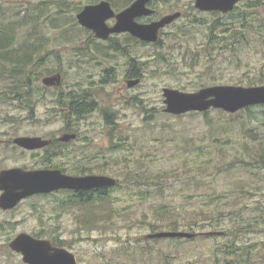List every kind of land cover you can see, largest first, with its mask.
Wrapping results in <instances>:
<instances>
[{
  "label": "rangeland",
  "instance_id": "obj_1",
  "mask_svg": "<svg viewBox=\"0 0 264 264\" xmlns=\"http://www.w3.org/2000/svg\"><path fill=\"white\" fill-rule=\"evenodd\" d=\"M39 1L0 0L1 19L19 22L22 19L21 12L20 16L15 13L26 9V12L40 14L39 22L44 24L43 31L40 24L37 29L41 32L32 35L23 33L20 28L22 32L17 34V41L12 44L14 48L22 47L25 39H40L37 45L43 51H59L58 57L51 54L46 58L37 75V83H41L44 76L54 73L60 66L64 90L71 86L88 88L91 82L100 81L105 65L116 66L112 80L95 89L101 104L99 110L77 123L81 138L78 144L72 145L80 150V166H91V173L107 174L121 178L122 181L148 182L125 184L112 192L115 207L119 212L129 211V218L127 214L118 213L113 224L108 221L110 224L102 228H83L79 222H74L71 212L55 219V213L49 210L51 198H31L8 214L10 219L16 221L15 229L29 232L54 229L59 231L68 248L76 253L78 264H113L120 259L125 260L122 254L115 256L119 240L148 239L146 234L151 232L150 223L158 221L153 211L160 204L168 203L184 214L175 216L180 223L179 230H188L187 226H183L185 223H190L197 232L212 230L214 227H233L236 218L229 215L233 216L235 210L227 211L228 208L233 209L232 203L228 208L224 206L223 212L214 217H203L207 214L203 212L198 220L191 218L189 213L192 211H211V195L216 193L226 198L233 194V207L242 206V217L246 219L254 216L258 219L260 229L244 234L240 240L245 237L247 241L264 239V165L260 156L264 149V105L241 109L235 113L211 109L207 114L186 113L177 116L162 111L165 106L163 86L193 91L196 90V84L248 86L246 83L249 81H262V77L263 83L259 84H264V42L252 37L250 44L243 47L239 54L234 52L231 55L227 52L222 55L220 50H215V57L211 58L204 51L207 44L206 24H191L183 34L176 36L175 32L170 31L178 25L168 27L159 46L137 49L142 63V77L137 85L128 88L122 59L104 62L102 58V63L97 64L93 60L77 57L75 47L79 40H74L73 35L79 33L78 29L74 27L65 32V27L49 28L44 19L57 15L58 6L52 4L51 0L42 9H38L35 4ZM72 1L71 4H64L65 12L58 18L62 25L72 20L76 6L74 2L83 4L86 0ZM191 1L180 0V3L183 5ZM246 1L242 0L240 7ZM159 9L167 11L170 7L159 5ZM260 9L264 13V6ZM185 10H189L191 19L209 22L214 18L209 14L194 12L192 8ZM178 24L182 25V22ZM24 29L31 30V24ZM80 34L76 39H81L83 34ZM65 37H68L67 40ZM5 82L0 80V91ZM134 96L140 99L139 105ZM56 106L54 96L48 92L34 105L32 113L16 103L0 101V131L10 129L13 124V129L19 132H56L66 122ZM104 107L113 112L117 122L111 125V129L106 125L110 120L107 123L100 110ZM8 119L14 121L9 122ZM156 175L159 179L155 178ZM153 180L164 181L162 191L151 186L149 181ZM139 189V192H149V196L140 198ZM185 195L190 196L185 199ZM221 201L226 203L225 198ZM32 204L41 207L39 213L34 211ZM182 208L191 210L185 213L181 211ZM211 224L216 226L212 227ZM12 230L4 229L0 232V264H24L20 255L11 252L7 246L8 239L14 234ZM225 240L223 235L208 239L198 236L195 241L180 245L169 240H162L159 245V242L151 241L149 245L155 255L159 246H166L169 250H178L184 258L196 259L210 254L216 244ZM130 264H156V259L149 262L138 259Z\"/></svg>",
  "mask_w": 264,
  "mask_h": 264
},
{
  "label": "trees",
  "instance_id": "obj_2",
  "mask_svg": "<svg viewBox=\"0 0 264 264\" xmlns=\"http://www.w3.org/2000/svg\"><path fill=\"white\" fill-rule=\"evenodd\" d=\"M51 0H41L35 6L38 9H42L46 4H48ZM72 0H53L52 4L58 6L57 15H53L48 19H44L46 25L49 28H58L65 27L64 31L74 28L77 26L74 13L79 10L80 4L75 3L76 6L73 10L72 20L66 22L65 24H61L58 18L65 12L64 4H71ZM237 5L235 9L229 13H226L220 17L214 15V20L208 24L209 22L204 20L193 19L191 23L198 22L199 24H206L207 27V44L204 46L205 52L207 56L211 58L215 57L213 52L215 50H220L223 54L226 55L227 52H230L232 55L234 52L239 54L243 47H246L250 44V38L254 37L255 39H261L264 42V13L262 9L264 6V0H247L243 5ZM1 10V8H0ZM29 11V10H28ZM37 11V10H36ZM21 12V21L15 22L13 20H3L0 18V80H10L14 79L15 82H28L30 79L27 78V70L29 67H34L38 65L39 62L46 58V55L49 50L43 51L42 47L37 45V42L40 39L36 40H28L25 39L24 45L22 47L14 48L12 46L13 43L17 41V34L21 33L19 31L22 28L23 33H27L28 35H32L34 32H41L37 29L40 24L39 17L40 14H33V12H26V9L22 11H18L15 15L20 16ZM236 13V14H235ZM197 18V17H196ZM31 24V30H25V26ZM44 24L40 26L41 30H44ZM71 26L68 28V26ZM29 41V42H28ZM32 42V43H31ZM43 42V41H42ZM31 43L30 45H28ZM161 55V54H160ZM159 55V56H160ZM161 57V56H160ZM164 57V56H163ZM162 58V57H161ZM207 58V57H206ZM14 70V71H13ZM21 71V72H17ZM32 71V70H31ZM134 71L136 69L134 68ZM20 77H16L19 76ZM134 76H141L140 73H135ZM263 81V77H262ZM262 81H249L246 83L247 85H256L259 83H263ZM17 84V83H16ZM16 84L11 85L10 88L4 89L7 93H18L20 90L16 87ZM205 86L204 84H196L195 89ZM182 89V88H180ZM21 94V91L20 93ZM19 94L15 96V100L18 102V106L22 109H29V112L33 110V99H28V94L22 95L19 97ZM2 97H7L6 95H2ZM29 97L34 98L33 95ZM84 101L80 98L74 97V94L70 96V104L62 105L64 113L67 115H71L74 109H78L83 106ZM250 107H246V110L250 109ZM208 111H204L203 114H207ZM190 115L199 114L198 112H190ZM180 116V115H179ZM149 119V118H147ZM117 144V143H116ZM114 146V145H113ZM121 146V145H119ZM117 146V147H119ZM116 147V148H117ZM262 165H264V149L260 153ZM158 178V175L155 176ZM118 179V178H117ZM147 184L148 181H139ZM138 181H122L121 178L118 179V183L116 186L111 188H98L95 190L94 195L91 194L81 195L78 197L76 201V205H79V214L78 221L81 226L90 227L96 226L104 227L113 224L114 218L118 215V213L127 214V218H129V211H120L117 210L114 204L115 196L112 195V192L116 191L121 186L133 183H139ZM151 186L162 191L164 187V181H149ZM140 198H144L149 196V192L143 193L139 192ZM190 195H185V199H188ZM199 197V196H198ZM197 197V198H198ZM226 199V203H222V199ZM219 201V202H217ZM224 201V200H223ZM235 199L233 194L229 196V198L223 197L222 194H214L211 195L210 204L213 206L212 210H203L200 211H192L189 214L191 218H196L198 220L199 216H203V212H207V214L203 217H214L215 215H219L223 212V207L232 203V208H228V210H235L233 216L229 215V217H235L236 221L233 227L228 229H216L215 227L212 230H205L203 232H197L192 228L190 223H185L183 226H187L190 232L195 233V235L191 238L185 237H168V238H148V239H126L125 241L119 240L117 250L115 252V256L122 254L124 259H120L113 264H130L131 261H136L138 259L145 260L149 262L150 260L156 259V264H264V239H257L253 241H247V238L240 240L241 236L248 232L258 231L259 222L253 217L244 218L242 217V213L240 209L242 206L233 207ZM191 209L182 208L181 211L188 213ZM154 215H156L158 221L150 223L151 232L161 231V230H171L177 231L179 230L180 223L177 222L178 214L184 215L182 212H178L176 207H172L167 204H160V207L154 209ZM122 215V216H123ZM108 221L110 222L108 224ZM211 226H216L212 225ZM93 229V228H91ZM185 230V231H188ZM219 233H215V232ZM214 232V233H211ZM226 237L225 242L216 244L212 249L210 254L203 255V257H198L196 259L184 258L179 255L178 250H169L166 246H159L157 250V254L155 255L152 252L151 241L160 244L162 240H169L173 244L180 245L184 243H188L191 241H195L198 236L202 239L208 238H217L219 236ZM129 236V235H128ZM119 238V237H118ZM144 243H147L144 245ZM177 248V247H176ZM114 259V258H113ZM184 259L185 261H183Z\"/></svg>",
  "mask_w": 264,
  "mask_h": 264
},
{
  "label": "flooded vegetation",
  "instance_id": "obj_3",
  "mask_svg": "<svg viewBox=\"0 0 264 264\" xmlns=\"http://www.w3.org/2000/svg\"><path fill=\"white\" fill-rule=\"evenodd\" d=\"M100 1L102 0H86L83 4L79 3V10L74 14L77 23L76 28L79 31V33L73 35L74 40H79V44L75 47V53L77 54V57L86 60H93L97 64L102 63L100 60L102 58H104V62H110L112 60H116L117 58L122 59V66L124 67L123 74L128 88H132L133 86L137 85L142 77V63L140 62L139 54L137 53V49L139 47L159 46L162 41V35L165 33V29L168 27H175L176 25H178L176 29L170 31L173 33L175 32L176 36L183 34L187 30L188 26L194 24L191 23L193 19L189 17V10H185L186 8H192L194 12L196 11L197 13L209 14V16L218 14L220 17H222V15L226 14L218 10H200L195 5L196 0H192L191 3H183V5L182 3H180V0H145L143 6L141 5L140 7V9L145 12H140L139 14H134L132 16L131 20L136 24L149 25L159 21L164 16L178 13L177 17L173 18L169 23L159 28L156 41L152 42L143 40L140 37L133 35L129 31L110 32L106 38H102L98 37L92 29L82 26L77 19V14L80 13V11L86 5L97 4ZM104 1H107L109 3L111 9L114 12L113 16L105 19V24L107 27H113L117 22V15L132 6L136 0ZM241 1L242 0H238L236 2L232 11L237 5H239ZM158 4L160 5V7H170V9L167 11H160ZM213 20H211L208 24H210ZM179 21L182 22V25L178 24ZM80 33L83 34L81 36V39H76L77 35H81ZM65 38L67 40L68 37ZM51 54H55L58 57V49L49 50L46 58ZM46 58L41 60L38 65L28 68V70L26 71L28 74L27 78L30 79L28 82H15V77L10 80H4L6 82L4 88L0 91V101L7 104H18L17 100H15L17 99L15 98V96L18 95L21 91L19 97L28 94V99H33V105H36L38 100L42 98L43 95L46 96L48 92L49 95L54 96V101L57 104L56 108L59 109V113H62V117L66 122L63 123V127L60 130L47 134H30L29 132H19L13 129V124H11L10 129L0 131V197L4 192V189L1 187V185L6 183L7 181H27V179L25 178H16L10 176L9 174L5 175L6 171L8 170L18 169V172H27L38 169H57L60 170L63 174L72 176H83L91 174V168H89L91 166H80V150L72 144H78L81 138L77 123L92 112L98 111L101 106L100 100L95 94V89L98 86H104L106 82L112 80L113 76L115 75L114 72L116 71V66L112 64L105 65V67L102 68V77L100 81L91 82L88 88L71 86L68 87L67 90H64V84L62 82L63 72L60 66H58V68L54 70V73L44 76L47 77L59 74L60 82L45 84L42 81V79L44 78L43 77L41 79V83H37V75L40 74L39 72L43 67L44 62L46 61ZM134 68L136 69V71H134ZM134 72H139L141 76H134ZM20 76L21 75L16 77ZM131 82H134V84H130ZM13 84H16V87L20 91L14 94L5 92L4 89L10 88ZM72 94H74V97L82 99L84 103L82 107L76 110L74 109L71 115H67V113L65 114L64 110H62V105L70 104V96ZM2 95H6L7 97H2ZM30 95H33L34 98L29 97ZM134 98L137 105H139L141 103L140 99H138L137 96H134ZM100 110L102 111L106 122L108 123V121L110 120V123L106 124L110 129L112 124H117L116 120H114V114L112 111L110 112V109L104 107ZM8 116H10V118H13L11 114H9ZM8 121L13 122L14 120L8 119ZM65 134H74V137H71L68 140H63L62 137ZM108 134L111 139L110 131ZM18 137H40L42 140L47 141V143L39 147L28 148L15 142V139ZM22 157L24 158L23 160H21ZM14 159H16L17 161H15ZM96 189L98 188H59L50 192H41L27 195L21 198L14 206L11 207L4 208L0 205V232H2L4 229H13L12 233H14L13 236H11L7 241V246L10 251L14 254L20 255L22 260V254L20 252L12 250L10 247V242L18 234L27 233L37 239L49 240L52 246L64 248L76 255V253L70 250L65 241L60 237L59 231L56 232L54 229H51L49 231L41 229L38 232H29L24 230L17 231L14 227L16 221L10 219L8 214L13 213L31 198H51V205L49 206V210H52V213H55V219H59L61 215L67 212H71L74 218V222L77 223L79 222L77 218L79 214V205H76L75 203L78 197L81 193V195L91 194L93 196ZM32 207L35 212L39 213V210L41 208L40 206L32 204ZM75 257H77V255Z\"/></svg>",
  "mask_w": 264,
  "mask_h": 264
},
{
  "label": "water",
  "instance_id": "obj_4",
  "mask_svg": "<svg viewBox=\"0 0 264 264\" xmlns=\"http://www.w3.org/2000/svg\"><path fill=\"white\" fill-rule=\"evenodd\" d=\"M238 0H196L195 5L200 10H218L228 12L233 9ZM145 0L135 3L117 15V22L113 27H107L105 19L114 15L107 1L86 5L77 14L78 22L92 29L98 37L106 38L110 32L129 31L133 35L147 41H156L159 28L169 23L178 13L164 16L159 21L149 25L136 24L131 19L134 14L145 12L140 9ZM140 10V11H139ZM45 84L60 82V75L47 76L42 79ZM136 82V81H134ZM131 82L130 84H134ZM163 112L179 115L190 111L202 112L210 108H219L226 112H236L250 105L264 104V84L254 86L216 84L202 87L195 91H183L178 88H162ZM74 137V134L63 135V140ZM15 142L28 148L42 146L47 141L40 137H18ZM25 178L27 181H7L2 184L4 189L0 197V205L4 208L14 206L21 198L50 192L59 188L89 189L97 187H111L117 184L116 178L105 174H89L72 176L63 174L57 169H38L18 172V169L6 171L5 175ZM195 233L189 231H158L148 233V238L155 237H193ZM10 247L22 254L23 262L27 264H76L75 254L64 248L52 246L49 240L37 239L27 233H20L10 242Z\"/></svg>",
  "mask_w": 264,
  "mask_h": 264
},
{
  "label": "bare ground",
  "instance_id": "obj_5",
  "mask_svg": "<svg viewBox=\"0 0 264 264\" xmlns=\"http://www.w3.org/2000/svg\"><path fill=\"white\" fill-rule=\"evenodd\" d=\"M121 1V0H120Z\"/></svg>",
  "mask_w": 264,
  "mask_h": 264
}]
</instances>
